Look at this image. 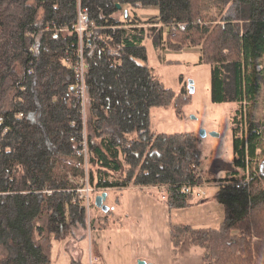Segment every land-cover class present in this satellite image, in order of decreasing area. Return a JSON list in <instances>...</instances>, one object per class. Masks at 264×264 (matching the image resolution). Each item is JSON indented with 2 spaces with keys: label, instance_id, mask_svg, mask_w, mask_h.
Returning a JSON list of instances; mask_svg holds the SVG:
<instances>
[{
  "label": "trees",
  "instance_id": "obj_1",
  "mask_svg": "<svg viewBox=\"0 0 264 264\" xmlns=\"http://www.w3.org/2000/svg\"><path fill=\"white\" fill-rule=\"evenodd\" d=\"M116 4L156 6L159 16L118 19ZM79 10L95 27L82 48L87 169L76 154ZM155 28L159 53L197 47L212 102L234 107L232 159L212 160L204 176L197 134L151 130V109L182 121L191 103L147 63ZM86 170L93 194L159 187L183 202V185L226 184L217 198L231 215L220 234L173 225L172 252L187 237L201 264H264V0H0V264H52L54 242L86 238L93 219L74 192Z\"/></svg>",
  "mask_w": 264,
  "mask_h": 264
},
{
  "label": "crops",
  "instance_id": "obj_2",
  "mask_svg": "<svg viewBox=\"0 0 264 264\" xmlns=\"http://www.w3.org/2000/svg\"><path fill=\"white\" fill-rule=\"evenodd\" d=\"M206 187L223 189L220 184H207ZM165 188L129 187L103 191L107 194L104 205L106 213L97 210L93 214V223L86 238L82 234L57 244L70 248L77 258H66L63 264H87L89 254L100 257L104 264H201L200 252L190 247L186 237L177 250L172 252L170 227L188 225L194 228L221 229L228 221L226 206L215 196V209L205 210V200L176 202L167 195ZM103 192L93 194V197ZM222 207L223 210H220ZM208 214L203 217L200 212ZM213 212V213H212ZM91 218V217H90ZM205 226V227H202ZM87 242V254L81 247ZM55 242L51 256L52 264H61L55 260L57 250ZM68 252V250H66ZM61 253V252H60ZM85 256V258H84ZM63 257H66L65 251ZM85 263H82V260Z\"/></svg>",
  "mask_w": 264,
  "mask_h": 264
},
{
  "label": "rangeland",
  "instance_id": "obj_3",
  "mask_svg": "<svg viewBox=\"0 0 264 264\" xmlns=\"http://www.w3.org/2000/svg\"><path fill=\"white\" fill-rule=\"evenodd\" d=\"M80 12H82L80 10ZM129 13L131 17L135 16L138 20L148 21L151 18L159 16V9L156 6H137L132 8H123L116 18L123 19L124 14ZM79 13V12H78ZM91 23V22H90ZM93 24V23H91ZM85 35V31L83 32ZM91 36V35H90ZM158 41V31L152 32L145 39V47L147 54V63L153 70L155 77L168 89L174 93H179L185 89L187 94L188 82L192 81L193 93L191 95V103L183 108L184 120L176 118L172 108H153L150 111L151 130L154 133L176 134V133H194L199 137V150L201 153V176H204L206 170L211 166L212 160L221 159L230 161L232 159V144H231V122L230 115L234 110L233 104H215L211 99V67L209 65H197L200 51L197 47L181 48L172 50L166 48L160 53L155 47ZM83 136H86L85 121L83 120ZM201 131L205 132V136L200 135ZM216 133L218 137H212L211 134ZM83 139V138H82ZM205 195L201 198H191L192 201L205 200L208 204L205 205V210L213 211L215 209V196L220 191L219 188L206 187L203 188ZM92 205L88 211V218L92 217L98 209L94 206V197L92 196ZM220 210H223L222 207ZM202 216L208 218L206 211L200 212ZM213 213V212H212ZM225 214L231 215L230 208L226 207ZM247 220H245L246 222ZM205 227V226H202ZM216 235L220 234V229L213 230ZM57 256L55 260H59L61 264L67 259L70 260L75 254L68 247H63V244H57ZM85 256L87 254V242L81 245ZM68 250V252L66 251ZM198 250L201 256L202 252ZM65 251L66 257H63ZM61 252V253H60ZM84 256V258H85ZM97 256V255H93ZM100 258L99 256H97ZM85 263V260H82ZM53 264H56L55 261ZM89 264V260L87 262Z\"/></svg>",
  "mask_w": 264,
  "mask_h": 264
},
{
  "label": "built area",
  "instance_id": "obj_4",
  "mask_svg": "<svg viewBox=\"0 0 264 264\" xmlns=\"http://www.w3.org/2000/svg\"><path fill=\"white\" fill-rule=\"evenodd\" d=\"M74 32L78 34L79 38V62L75 65V73L78 82L77 91H76V98L79 100L82 106V113H83V120L85 115V86H84V69L85 65L83 62V41L90 37L91 33L95 29L94 25L90 23L87 14L82 11L78 13V20L71 28ZM63 31V30H61ZM85 31V35L83 32ZM22 115H20L21 117ZM84 124V123H83ZM76 154L81 156L84 160L85 169H87V161H88V151H87V144H86V136H83V139L80 141V149L77 150ZM249 179L246 177L239 185H235L236 189H239L240 186H244L248 184ZM206 183L203 184H192V185H183L181 186L180 192L188 196L189 198H201L205 195L203 188H205ZM223 187L226 186L222 185ZM77 199L84 205L87 215L89 208L92 202V194L93 188L89 185L87 170L85 171V177L81 179L78 183V186L74 190ZM90 228V227H89ZM88 228V235L90 239V229ZM89 264H104L100 258L97 256H93L91 253L89 254Z\"/></svg>",
  "mask_w": 264,
  "mask_h": 264
},
{
  "label": "water",
  "instance_id": "obj_5",
  "mask_svg": "<svg viewBox=\"0 0 264 264\" xmlns=\"http://www.w3.org/2000/svg\"><path fill=\"white\" fill-rule=\"evenodd\" d=\"M116 7H117L118 10H121V5H120V4H116ZM188 90H189L190 94L193 93L192 81H189V82H188ZM200 135H201L202 137H204L206 134H205L204 131H201ZM211 136H212V137H218L219 135L216 134V133H212ZM106 196H107V194H106L105 192H103V193H101V194H99V195H96V196L94 197V206H95L97 209H99V210H101L102 212H104V213H106V212L108 211V207L104 205V201H105V199H106ZM137 264H147V263H145V262H143V261H138Z\"/></svg>",
  "mask_w": 264,
  "mask_h": 264
}]
</instances>
